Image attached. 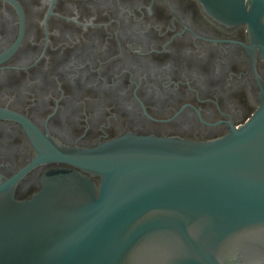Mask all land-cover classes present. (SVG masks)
I'll return each instance as SVG.
<instances>
[{
    "label": "flooded vegetation",
    "instance_id": "af4514ba",
    "mask_svg": "<svg viewBox=\"0 0 264 264\" xmlns=\"http://www.w3.org/2000/svg\"><path fill=\"white\" fill-rule=\"evenodd\" d=\"M263 85L247 26L199 0H0V189L28 200L56 169L99 186L65 159L128 133L226 136Z\"/></svg>",
    "mask_w": 264,
    "mask_h": 264
},
{
    "label": "water",
    "instance_id": "95a60500",
    "mask_svg": "<svg viewBox=\"0 0 264 264\" xmlns=\"http://www.w3.org/2000/svg\"><path fill=\"white\" fill-rule=\"evenodd\" d=\"M246 25L264 59V0H199ZM24 201L0 189V264H264V85L240 128L212 140L136 135L65 159Z\"/></svg>",
    "mask_w": 264,
    "mask_h": 264
}]
</instances>
